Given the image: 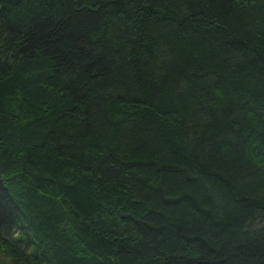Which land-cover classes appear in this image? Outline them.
Instances as JSON below:
<instances>
[{
    "label": "trees",
    "instance_id": "1",
    "mask_svg": "<svg viewBox=\"0 0 264 264\" xmlns=\"http://www.w3.org/2000/svg\"><path fill=\"white\" fill-rule=\"evenodd\" d=\"M0 264H264V0H0Z\"/></svg>",
    "mask_w": 264,
    "mask_h": 264
},
{
    "label": "rangeland",
    "instance_id": "2",
    "mask_svg": "<svg viewBox=\"0 0 264 264\" xmlns=\"http://www.w3.org/2000/svg\"><path fill=\"white\" fill-rule=\"evenodd\" d=\"M0 260H2V261H6V259H4V257L1 256V255H0Z\"/></svg>",
    "mask_w": 264,
    "mask_h": 264
}]
</instances>
